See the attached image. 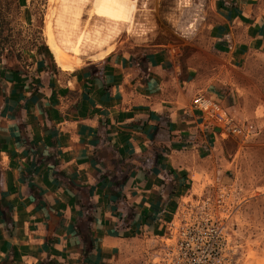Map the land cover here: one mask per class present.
<instances>
[{"label":"crops","instance_id":"obj_1","mask_svg":"<svg viewBox=\"0 0 264 264\" xmlns=\"http://www.w3.org/2000/svg\"><path fill=\"white\" fill-rule=\"evenodd\" d=\"M211 3L236 77L264 57V0ZM35 57L0 67V264H145L195 173L216 171L226 128L196 98L231 114L234 75L192 85L165 47L72 70Z\"/></svg>","mask_w":264,"mask_h":264},{"label":"rangeland","instance_id":"obj_2","mask_svg":"<svg viewBox=\"0 0 264 264\" xmlns=\"http://www.w3.org/2000/svg\"><path fill=\"white\" fill-rule=\"evenodd\" d=\"M127 2L0 0V67L21 66L38 55L72 70L113 49L165 47L192 85L216 81L222 69L232 72L210 38L211 0H137V10ZM242 69L229 74L240 90L241 100L228 114L239 131L225 136L214 174L195 173L188 195L223 196L234 214L235 264H264V57L249 59ZM152 247L150 241L145 249ZM146 257L140 251V261Z\"/></svg>","mask_w":264,"mask_h":264},{"label":"built area","instance_id":"obj_3","mask_svg":"<svg viewBox=\"0 0 264 264\" xmlns=\"http://www.w3.org/2000/svg\"><path fill=\"white\" fill-rule=\"evenodd\" d=\"M196 102L212 111L211 116L225 126V135L239 131L218 103L199 95ZM233 215L223 196L180 197L164 221L163 232L150 239L153 247L145 251V264H235Z\"/></svg>","mask_w":264,"mask_h":264},{"label":"bare ground","instance_id":"obj_4","mask_svg":"<svg viewBox=\"0 0 264 264\" xmlns=\"http://www.w3.org/2000/svg\"><path fill=\"white\" fill-rule=\"evenodd\" d=\"M130 3H133L135 5V8L137 10V0H128L127 5H129ZM208 192H210L212 194L211 191L207 190ZM203 195H210V194H203ZM212 196H215V194L213 193ZM185 197H190V195H185Z\"/></svg>","mask_w":264,"mask_h":264}]
</instances>
